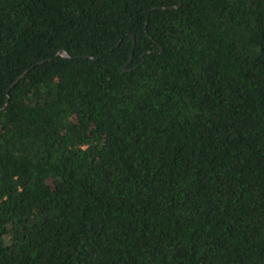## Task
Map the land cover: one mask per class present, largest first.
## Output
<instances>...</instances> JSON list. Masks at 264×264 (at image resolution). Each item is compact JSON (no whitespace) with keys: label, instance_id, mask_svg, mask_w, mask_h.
<instances>
[{"label":"trees","instance_id":"16d2710c","mask_svg":"<svg viewBox=\"0 0 264 264\" xmlns=\"http://www.w3.org/2000/svg\"><path fill=\"white\" fill-rule=\"evenodd\" d=\"M0 264H264V0H0Z\"/></svg>","mask_w":264,"mask_h":264},{"label":"water","instance_id":"95a60500","mask_svg":"<svg viewBox=\"0 0 264 264\" xmlns=\"http://www.w3.org/2000/svg\"><path fill=\"white\" fill-rule=\"evenodd\" d=\"M180 4V3H179ZM177 6H169L168 8L172 9V8H175ZM160 8H165L164 6H160ZM132 44H134V41L132 42ZM58 55H61L63 57H70L71 56L69 55V53L65 50V49H60L58 52H57ZM85 57H90L92 59H95V57H91V56H85ZM131 57L132 55L130 56V58L128 59L127 61V64L130 63L131 61ZM43 61L39 62V63H42ZM126 70V69H124ZM29 71V69H26L25 71H23L10 85L9 87L7 88L6 90V93H7V97H6V101L4 103V105L1 107L2 109L5 108L7 106V102H8V91L10 90L11 87H13L22 77L25 76V74Z\"/></svg>","mask_w":264,"mask_h":264}]
</instances>
